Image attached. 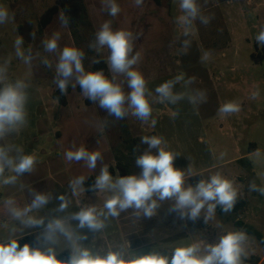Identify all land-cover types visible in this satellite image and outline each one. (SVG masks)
<instances>
[{
	"label": "rangeland",
	"instance_id": "rangeland-1",
	"mask_svg": "<svg viewBox=\"0 0 264 264\" xmlns=\"http://www.w3.org/2000/svg\"><path fill=\"white\" fill-rule=\"evenodd\" d=\"M57 2L0 0V7L9 12V19L0 24V87L22 81L28 114L25 125L0 137V148L13 158L26 154L37 158L33 170L18 176L14 183H3L15 175L10 169L5 168L0 176V239L7 238L13 227H20L7 214L4 202L10 198L23 208L31 204L34 193L51 194L48 205L30 213L44 217L45 223L53 217H67L86 205L102 207L106 194H89L83 186L84 191L72 196L70 181L80 175L86 177L85 181L96 177L104 165L115 170L114 177L121 176L118 165L125 167L128 175L139 174L135 159L148 147L141 143L144 136L162 137L165 143L161 147L178 155L174 167L191 172L186 184L194 186L219 172L233 181L236 189L252 184L264 188V45L256 40L264 30V0H196L200 15L187 25L180 20L184 16L180 0H143L139 6L135 0H116L120 11L114 17L108 14L105 0H83L84 11L75 24L61 9L43 28L42 17ZM61 17L67 18V26L61 23ZM105 21H111L113 31H131L135 37L131 55L138 54V61L133 67L146 81L152 107L147 122L130 114L119 120L110 116L98 102L85 97L78 85L73 87L74 78L70 91L58 93L56 64L66 46L85 53L86 71H93L94 64L104 60L105 76H115L126 95L131 91L126 76L111 72L107 62L110 50L105 47L98 52L90 47ZM54 34L59 35L58 48L49 53L43 42ZM18 37L23 40L19 51L23 57L31 56L30 63L17 55ZM178 77L181 79L174 84L173 92L182 99L175 104L159 103L155 89ZM226 103H235L239 110L222 113L220 109ZM81 146L101 153L102 160L94 170L84 161L65 159L67 150ZM60 195L71 200L64 212L56 211ZM172 207L171 201L161 202L150 218L129 209L109 218L99 233L80 230L88 236L83 243L101 252L120 249L125 255L153 251L170 254L192 243H215L223 235L219 206L206 221V211L193 221L182 218ZM70 223L76 227L79 222ZM41 231V227L24 229L22 233L17 231L15 238L37 237ZM261 244L264 246V242ZM65 250L61 243L59 254Z\"/></svg>",
	"mask_w": 264,
	"mask_h": 264
},
{
	"label": "clouds",
	"instance_id": "clouds-1",
	"mask_svg": "<svg viewBox=\"0 0 264 264\" xmlns=\"http://www.w3.org/2000/svg\"><path fill=\"white\" fill-rule=\"evenodd\" d=\"M142 2L143 0H135L137 6ZM105 4L110 16L114 17L119 13L120 8L116 0H105ZM180 8L184 12V16L180 17L183 24H190L200 15L196 0H180ZM7 19L8 10L0 7V24ZM202 22L206 24L208 20L203 19ZM61 23L67 26V18L61 17ZM58 40L57 34L46 39L43 42L45 51L55 52ZM134 40L131 31H113L111 21H105L96 33L95 41L90 45L98 52L105 47L110 50L107 58L109 68L115 74L126 76L127 85L131 89L127 95L121 84L115 82V76L109 79L102 70L86 71L83 65L85 53L71 46L64 47L59 53L54 81L56 86L64 93L74 78L73 87L78 85L85 97L94 103L98 102L99 107L110 116L119 120L130 114L142 122H147L152 113L148 98L150 94L143 75L133 67L138 61V54L131 55ZM256 40L264 45V30L259 33ZM22 44V38L18 37L15 41L17 55L24 58L25 63H30L31 56L23 57V53L19 51ZM44 63L51 67L47 60ZM179 79L181 78L166 81L155 89L159 103L175 104L182 99L181 95L173 92L174 84ZM25 87L22 81L0 87V137L26 124L28 114ZM200 95L203 98V94ZM255 95L254 93L253 98ZM238 110L235 103H226L220 109L224 114ZM152 124L155 125V120ZM103 127L104 125H101V132ZM141 143L148 147L141 155L136 156L135 164L140 169L139 174L114 177L107 165L100 169L89 190L106 194L107 198L102 207L95 204L86 205L67 217H53L45 223L44 217L30 213L48 205L52 198L51 194L34 193L31 204L23 208L17 207L11 198L7 199L4 202L7 214L12 220L17 221L20 227H13L7 238L0 239V264H243L242 258L246 256L248 235L242 229L219 236L215 243H192L177 247L170 254L153 251L143 255H125L120 249L101 252L85 246L83 242L88 236L80 230L87 228L93 234L99 233L105 229L109 218L119 217L122 212L129 209H133L137 216L142 214L150 218L156 214L161 202L167 200L172 202V210L178 212L182 218L187 217L195 221L201 217L202 210L206 211V216L203 217L206 221L215 215L217 206L225 213L231 212L234 208L238 190L233 181L217 172L206 180H199L194 186L186 184V176L191 175L190 170L186 173L174 167V160L178 155L161 147L165 143L162 137L144 136ZM64 156L68 162L84 161L90 170H94L97 161L102 160L99 151L90 152L83 146L67 150ZM36 163L37 158L32 154L13 158L9 156L7 150L0 148V176L3 175L5 168L15 173L14 176L5 178L4 184L14 183L18 176L31 172ZM85 180L86 177L80 175L70 181L72 196H78L84 191ZM250 188L264 194V188H257L255 184L250 185ZM57 199L61 203L56 211L64 212L71 200L67 195H60ZM72 220L79 222L76 227L70 223ZM38 227H41L42 231L36 237V242L20 246L19 240L15 238L16 232L22 233L24 229ZM61 243L69 251L66 260L58 259Z\"/></svg>",
	"mask_w": 264,
	"mask_h": 264
},
{
	"label": "crops",
	"instance_id": "crops-1",
	"mask_svg": "<svg viewBox=\"0 0 264 264\" xmlns=\"http://www.w3.org/2000/svg\"><path fill=\"white\" fill-rule=\"evenodd\" d=\"M258 186L257 188H263L261 185ZM237 190L238 197L243 203L240 201L236 210L223 212V234L244 230L248 235V245L246 256L242 258L243 264H264V246L258 237L249 232V229H253L264 238V199L259 191L250 192V187L239 186ZM227 223L231 224V229Z\"/></svg>",
	"mask_w": 264,
	"mask_h": 264
},
{
	"label": "trees",
	"instance_id": "trees-1",
	"mask_svg": "<svg viewBox=\"0 0 264 264\" xmlns=\"http://www.w3.org/2000/svg\"><path fill=\"white\" fill-rule=\"evenodd\" d=\"M61 9H63L67 13V15L69 16V22H72L75 24V21H77L78 19H80L82 17V13L84 11L83 0H58L57 4L55 6H53L52 8H50L42 17L41 26L44 28L48 24H50L53 17ZM106 69H107V65H106V62L104 60H99L98 62H96L94 64V67H93V71H101L102 70L103 72H105ZM67 90L70 91V85L67 87ZM58 93H61V91H59ZM62 102H64V99L62 100ZM108 169L112 175L115 174V170L112 167H109ZM118 169L120 171L121 176L128 175L127 169L125 167H123L122 165H118ZM95 178L96 177L92 175L89 177V179L87 181H85L84 186H85L87 193H89V194L96 193L94 191L89 190L90 186L92 184H94ZM240 201L241 200L238 197L237 202L235 203L233 210H236V208L239 206ZM241 202L243 203V201H241ZM249 232L251 234L255 235L256 237H258L262 242H264V238L257 231H255L253 229L252 230L249 229ZM17 239L19 240L18 242H19L20 246H23L25 243L32 245L36 242V237L33 235H26V236H23V237L17 238ZM68 255H69V251L65 250L58 255V259L66 260L68 258Z\"/></svg>",
	"mask_w": 264,
	"mask_h": 264
}]
</instances>
